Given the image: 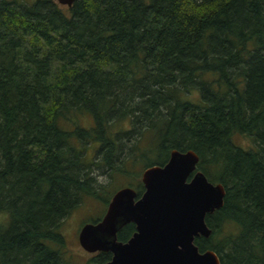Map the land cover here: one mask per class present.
<instances>
[{
    "label": "trees",
    "instance_id": "16d2710c",
    "mask_svg": "<svg viewBox=\"0 0 264 264\" xmlns=\"http://www.w3.org/2000/svg\"><path fill=\"white\" fill-rule=\"evenodd\" d=\"M172 149L225 189L199 251L264 264V0H0V264H64L63 219L113 195L96 174L140 196Z\"/></svg>",
    "mask_w": 264,
    "mask_h": 264
},
{
    "label": "water",
    "instance_id": "95a60500",
    "mask_svg": "<svg viewBox=\"0 0 264 264\" xmlns=\"http://www.w3.org/2000/svg\"><path fill=\"white\" fill-rule=\"evenodd\" d=\"M56 1L71 7L75 0ZM198 161L192 149H172L165 164L144 168L141 195L130 186L116 190L103 217L80 228L79 245L89 253L111 252L104 264H220L214 251L201 252L194 243L210 235L205 217L222 207L225 196L221 183L195 171ZM127 223L136 230L123 243L117 232Z\"/></svg>",
    "mask_w": 264,
    "mask_h": 264
},
{
    "label": "rangeland",
    "instance_id": "374dc122",
    "mask_svg": "<svg viewBox=\"0 0 264 264\" xmlns=\"http://www.w3.org/2000/svg\"><path fill=\"white\" fill-rule=\"evenodd\" d=\"M192 99L193 101H196V98L192 97ZM82 124L89 126L90 120L85 119L82 121ZM233 140L236 144L244 147L251 144L250 139L246 136L235 135ZM136 169V167L132 168L133 171ZM96 178L97 183L103 186V192L106 190V192H104L105 196L114 193V191L119 189L121 186H128L127 178L122 176L114 175L111 179L108 173L99 172L96 174ZM104 211L105 205L102 201L85 197L80 202L79 206H77L63 219L59 231L63 236L65 244L61 246L59 250L64 264H97L95 253H89L79 245L78 232L85 223L100 219L103 216ZM5 218L6 216L4 214H0V224L3 223Z\"/></svg>",
    "mask_w": 264,
    "mask_h": 264
},
{
    "label": "flooded vegetation",
    "instance_id": "af4514ba",
    "mask_svg": "<svg viewBox=\"0 0 264 264\" xmlns=\"http://www.w3.org/2000/svg\"><path fill=\"white\" fill-rule=\"evenodd\" d=\"M197 170H198V169H197V166H196V170H195V171H197ZM195 171H193V172L191 173V175L194 174ZM191 175L189 176V178L191 177ZM140 180H141V179H140ZM120 188H121V187H120ZM117 190H118V189H117ZM113 194H114V193H113ZM111 197H112V196H111ZM137 197H138V196H137ZM110 200H111V198H110ZM108 203H109V202H108ZM107 206H108V204H107ZM107 206H106V209H107ZM106 209H105V212H106ZM105 212H104V214H105ZM104 214H103V215H104ZM102 217H103V216H102ZM102 217H101V218H102ZM101 218H100V219H101ZM100 219H99V220H100ZM99 220H98V221H99ZM96 222H97V221H96ZM127 224H128V223H127ZM134 228H135V225H134ZM135 230H136V229H135ZM135 230L133 231V233L135 232ZM78 233H79V232H78ZM133 233H132V234H133ZM131 236H132V235H131ZM131 236H130V237H131ZM130 237H129V238H130ZM129 238H128V239H129ZM128 239H127V240H128ZM127 240H125V241H121V242L124 243V242H127ZM118 241H119V240H118ZM94 253H95V255H97L99 252H93V254H94ZM109 253L111 254L109 260H111V258H112V253H111V252H109ZM94 259H95V258H94ZM109 260H108V261H109ZM106 262H107V261H106ZM97 264H98V263H97ZM103 264H104V263H103Z\"/></svg>",
    "mask_w": 264,
    "mask_h": 264
}]
</instances>
